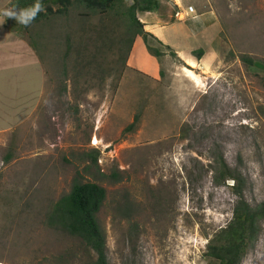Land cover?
I'll use <instances>...</instances> for the list:
<instances>
[{"label": "rangeland", "instance_id": "1", "mask_svg": "<svg viewBox=\"0 0 264 264\" xmlns=\"http://www.w3.org/2000/svg\"><path fill=\"white\" fill-rule=\"evenodd\" d=\"M12 1L0 0V264H85L94 256L46 224L76 178L107 191L99 220L109 264H209L208 242L237 202L232 181L214 183L213 152L244 174L252 206L264 201V72L242 61L264 64V0H159L157 16L194 36L165 33L178 48L161 47L158 79L142 70L149 64L141 56L139 67L129 64L130 54L105 80L79 76L75 57L68 77L62 72L64 33L80 29L83 8L47 28L45 49L35 36L39 55L6 27ZM118 44L105 49L110 59L126 55ZM177 49L206 54L190 65ZM18 83L23 92L37 88V101L8 119L10 100L30 99ZM243 264H264V223Z\"/></svg>", "mask_w": 264, "mask_h": 264}, {"label": "trees", "instance_id": "2", "mask_svg": "<svg viewBox=\"0 0 264 264\" xmlns=\"http://www.w3.org/2000/svg\"><path fill=\"white\" fill-rule=\"evenodd\" d=\"M37 2L44 10L29 26H24L6 15L4 18L8 30L19 38L28 39L29 45L39 55L42 48L34 42L35 36L42 42L45 41L47 28L60 18L68 20L72 7L77 5L84 9V12L79 13L80 29L77 32L64 33L66 50L62 57L61 68L65 78L68 77L69 62L72 57H75L73 67L79 76H83L84 72L104 80L113 76L118 72L120 64L127 67L129 55L138 37L143 39L148 53L159 62L166 55L161 47L169 49L154 34L148 32L145 24L138 18L141 13L157 12L160 8L159 0H134L133 4H128L126 0H13L9 4V11L18 13ZM96 17L100 20L99 24L90 25L89 22ZM36 27L37 32H35ZM120 29L123 32L118 36ZM78 33L83 34L78 35ZM118 43L127 48V53L118 60L110 59L105 49L119 45ZM46 46L47 44L43 42L44 49ZM205 54L204 49L192 53L198 61L202 60ZM242 61L248 67L264 72V64L248 56L242 57ZM138 120L137 116L135 122L129 126V131L135 128ZM212 157L214 183L222 186L232 181L231 188L237 197V202L232 220L209 240L204 257L209 264H243L262 232L264 201L252 206L245 196L248 181L241 170L230 167L219 150L213 152ZM10 158L8 156V160ZM97 160L98 157H94L95 163ZM106 200L105 188L97 183L82 182L76 178L70 192L52 206L46 217L49 228L80 239L89 252H92L94 256H88L85 264H109L107 235L99 220V214ZM137 228L138 225L132 227V235L137 233Z\"/></svg>", "mask_w": 264, "mask_h": 264}, {"label": "crops", "instance_id": "3", "mask_svg": "<svg viewBox=\"0 0 264 264\" xmlns=\"http://www.w3.org/2000/svg\"><path fill=\"white\" fill-rule=\"evenodd\" d=\"M161 10V2H160V8L157 12H153V13H141L138 16L140 17L142 23L145 24V29L154 34L158 39H160V41H162L164 43L165 46H170L173 48H178L176 43H173L174 41H172L171 39H168V36L165 33H168V30L172 31L173 36H175V39H183L186 40V42L192 38L194 36V33L192 32V30L190 28H188L187 25H185L184 23H178L177 20L174 21V18H171L169 22H167L166 17H159L158 12ZM163 10V9H162ZM153 14H155V16H152ZM147 15H151V16H147ZM145 19V20H144ZM166 35V36H165ZM179 42V41H178ZM179 58L190 64L191 62H194L196 65L199 64V62L191 55V52H183V50H179ZM141 56L142 58H144V60L146 61V63L149 64V68H142V70H144V72H146L148 75H150L153 79H158L161 76V67L159 62L157 61V59L153 56H151L148 51L147 48L145 46V43L143 41V39L141 37H138L134 43L132 52H131V56L129 59V64L133 65V66H138L140 65V63L137 62V57ZM192 65V64H190ZM24 89L20 83H18V91L20 92V96L23 98V100H25L26 98H30L29 100L24 102H21L19 100L13 99L10 100L11 103L8 105V107H4L6 110L4 111V115L8 117V119H15L18 117V114H20L19 112V108L25 106L26 108L29 107V105L36 103L37 101V88H33V87H27L25 92H23ZM29 93L30 96H25L23 97L24 94ZM9 113V115H8ZM13 114V115H11Z\"/></svg>", "mask_w": 264, "mask_h": 264}, {"label": "clouds", "instance_id": "4", "mask_svg": "<svg viewBox=\"0 0 264 264\" xmlns=\"http://www.w3.org/2000/svg\"><path fill=\"white\" fill-rule=\"evenodd\" d=\"M43 10V6L37 2L30 8L20 10L18 13L9 11L6 12L5 15L9 18H14L18 23L24 26H29Z\"/></svg>", "mask_w": 264, "mask_h": 264}, {"label": "built area", "instance_id": "5", "mask_svg": "<svg viewBox=\"0 0 264 264\" xmlns=\"http://www.w3.org/2000/svg\"><path fill=\"white\" fill-rule=\"evenodd\" d=\"M128 3L133 4L134 0H126Z\"/></svg>", "mask_w": 264, "mask_h": 264}, {"label": "bare ground", "instance_id": "6", "mask_svg": "<svg viewBox=\"0 0 264 264\" xmlns=\"http://www.w3.org/2000/svg\"><path fill=\"white\" fill-rule=\"evenodd\" d=\"M95 143H96V141H95Z\"/></svg>", "mask_w": 264, "mask_h": 264}]
</instances>
